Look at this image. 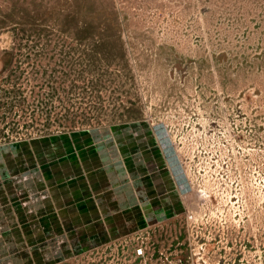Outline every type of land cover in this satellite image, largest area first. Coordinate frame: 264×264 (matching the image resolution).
I'll list each match as a JSON object with an SVG mask.
<instances>
[{
    "label": "rangeland",
    "instance_id": "obj_1",
    "mask_svg": "<svg viewBox=\"0 0 264 264\" xmlns=\"http://www.w3.org/2000/svg\"><path fill=\"white\" fill-rule=\"evenodd\" d=\"M60 158H155L168 184L64 264H264V0H0L1 193Z\"/></svg>",
    "mask_w": 264,
    "mask_h": 264
},
{
    "label": "crops",
    "instance_id": "obj_2",
    "mask_svg": "<svg viewBox=\"0 0 264 264\" xmlns=\"http://www.w3.org/2000/svg\"><path fill=\"white\" fill-rule=\"evenodd\" d=\"M59 162L52 181L46 172L40 179L30 174L21 187L11 186L8 196L0 191V264H64L71 257L74 263L99 244L121 245L129 232L144 226L136 195L144 196L148 182L147 193L168 188L155 158Z\"/></svg>",
    "mask_w": 264,
    "mask_h": 264
},
{
    "label": "built area",
    "instance_id": "obj_3",
    "mask_svg": "<svg viewBox=\"0 0 264 264\" xmlns=\"http://www.w3.org/2000/svg\"><path fill=\"white\" fill-rule=\"evenodd\" d=\"M169 161L171 162V167L173 166V169L176 171V168H175L176 164H175V162L171 158H170ZM174 170H173V173L175 172ZM135 254L136 255H142L143 254L142 248L141 247H137L135 249Z\"/></svg>",
    "mask_w": 264,
    "mask_h": 264
}]
</instances>
